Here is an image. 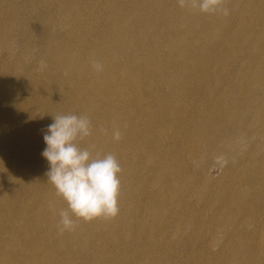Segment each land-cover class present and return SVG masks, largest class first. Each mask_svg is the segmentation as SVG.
I'll return each instance as SVG.
<instances>
[{"label": "rangeland", "instance_id": "1", "mask_svg": "<svg viewBox=\"0 0 264 264\" xmlns=\"http://www.w3.org/2000/svg\"><path fill=\"white\" fill-rule=\"evenodd\" d=\"M223 8L0 0V264H264V0ZM69 112L92 125L80 147L122 169L117 215L76 220L73 235L58 230L67 205L41 155L53 117Z\"/></svg>", "mask_w": 264, "mask_h": 264}, {"label": "clouds", "instance_id": "2", "mask_svg": "<svg viewBox=\"0 0 264 264\" xmlns=\"http://www.w3.org/2000/svg\"><path fill=\"white\" fill-rule=\"evenodd\" d=\"M178 3L183 7L185 0H178ZM192 3L205 14H228L223 0H192ZM93 67L102 70L98 62H94ZM91 134L92 125L87 117L58 114L43 135L45 148L41 155L49 165L46 182L67 205L58 213L61 233L72 231L76 220L91 222L118 213L122 169L113 154L93 157L89 150L80 147V142ZM112 138L119 141V129H113Z\"/></svg>", "mask_w": 264, "mask_h": 264}, {"label": "bare ground", "instance_id": "3", "mask_svg": "<svg viewBox=\"0 0 264 264\" xmlns=\"http://www.w3.org/2000/svg\"><path fill=\"white\" fill-rule=\"evenodd\" d=\"M186 1H187V0H186ZM53 2H54V0H53ZM50 3H51V1H50ZM59 3H60V2H59ZM188 3H189V2H188ZM19 4H20V3H19ZM45 4H46V3H45ZM47 5H48V3H47ZM45 6H46V5H45ZM58 6H60V5L58 4ZM19 7H20V6H19ZM39 7H40V6H39ZM43 7H44V6H43ZM31 9H32V8H31ZM54 9H55V8H54ZM60 9H61V8H60ZM42 10H43V9H42ZM31 12H32V10H31ZM33 12H34V11H33ZM54 12H55V11H54ZM180 12H181V10H180ZM180 12H179V13H180ZM191 12H192V10H191ZM37 13H38V12H37ZM39 13H40V12H39ZM48 13H49V12H48ZM50 13H51V12H50ZM183 13H184V12H183ZM53 14H54V13H53ZM180 14H181V13H180ZM187 14H189V13L187 12ZM47 15H48V14H47ZM47 15H46V16H47ZM59 15H60V14H59ZM61 15H62V14H61ZM65 15H66V14H65ZM65 15H64V16H65ZM182 15H183V14H182ZM16 16H17V15H16ZM20 16H21V15H20ZM20 16H19V17H20ZM37 16H38V15H37ZM46 16H45V17H46ZM17 17H18V16H17ZM50 17H51V15H50ZM52 17H53V16H52ZM55 17H56V16H55ZM61 18L63 19V16H61ZM35 19H36V18H35ZM204 19H207V18H204ZM44 20H45V19H44ZM44 20H43V21H44ZM58 20H59V19H58ZM211 20H214V19H211ZM37 21H38V20H37ZM45 21H46V20H45ZM52 21H54V20H52ZM34 22H35V21H34ZM37 23H38V22H37ZM41 23H43V22L41 21ZM33 24H34V23H33ZM38 24H39V23H38ZM52 24H53V23H52ZM172 24H174V23L172 22ZM28 25H29V24H28ZM34 25H36V24H34ZM56 25H59V24H56ZM56 25H55V26H56ZM180 25H182V24L180 23ZM36 26H37V25H36ZM52 26H53V25H52ZM64 26H65V25H64ZM172 26H173V25H172ZM16 27H17V26H15L14 29H15ZM28 27H29V26H28ZM174 27H175V26H174ZM191 27H192V26H191ZM198 27H199V26H198ZM180 28H181V26H180ZM180 28H179V29H180ZM193 28H194V26H193ZM23 29H24V28H23ZM46 29H47V28H46ZM53 29H54V28H52V30H53ZM194 30L196 31L195 28H194ZM15 31H16V30H15ZM37 31H38V30H37ZM44 31H45V29H44ZM16 32H17V31H16ZM45 32H46V31H45ZM35 33H36V32H35ZM35 35H36V34H35ZM42 35H43V34H42ZM46 35H47V34H46ZM36 36H37V35H36ZM22 37H23V36H22ZM22 37H21V38H22ZM26 37H29V36H26ZM44 37H45V36H44ZM50 38H51V37H50ZM168 38H169V37H168ZM24 39H25V37H24ZM26 39H27V38H26ZM43 40H44V39H43ZM43 40L41 39V41H43ZM50 40H51V39H50ZM185 40H186V39H185ZM244 40H245V39H244ZM31 41H32V38H31ZM44 41H45V40H44ZM27 42H28V41H27ZM49 42H50V41H49ZM167 42H168V41H167ZM167 42H166V43H167ZM182 42H183V41H182ZM243 42H244V41H243ZM245 42H246V41H245ZM180 43H181V42H180ZM180 43H179V44H180ZM141 44H142V43H141ZM170 44H171V43H170ZM172 44H173V42H172ZM26 45H27V44H26ZM35 45H36V44H35ZM48 46H49V45H48ZM163 46H164V45H163ZM165 46H166V45H165ZM167 46H168V45H167ZM7 47H8V46H7ZM177 47H178V46H177ZM37 48H38V47H37ZM133 48H135V46H134ZM166 49H168V48H166ZM31 50H32V49H31ZM112 50H113V49H112ZM126 50H127V49H126ZM43 51H44V50H43ZM45 51H46V50H45ZM48 51H49V50H48ZM167 52H168V51H166L165 53H167ZM172 52H173V51H172ZM39 53H40V52H39ZM81 53H82V52H81ZM81 53H80V54H81ZM169 53H170V52H169ZM169 53H168V54H169ZM240 53H241V52H240ZM134 54L136 55V52H135ZM168 54H167V56H168ZM36 55H38V54H36ZM47 55H48V53H47ZM81 55H82V54H81ZM239 55H241V54H239ZM41 56H42V55H41ZM44 56H46V55H44ZM83 56H84V55H83ZM114 56H115V55H114ZM136 56H137V55H136ZM136 56H135V57H136ZM42 57H43V56H42ZM150 57H151V56H150ZM168 57H169V56H168ZM36 58H38V57L36 56ZM103 58H104V57H103ZM116 58H117V57H116ZM137 58H138V57H137ZM143 58H144V57H143ZM114 59H115V58H114ZM117 59H118V58H117ZM120 59H121V58H120ZM120 59H119V60H120ZM148 59H149V58H148ZM151 59H152V58H151ZM238 59H239V58H238ZM238 59H237V60H238ZM71 60H72V59H71ZM107 60H109V58H107ZM107 60H106V61H107ZM134 60H135V59H134ZM87 61H88V60H87ZM120 61H121V60H120ZM146 61H147V59H146ZM146 61L143 60L144 63H145ZM148 61H149V60H148ZM148 61H147V62H148ZM68 62H69V61H68ZM71 62H72V61H71ZM135 62H138V61H135ZM139 62H141V61H139ZM45 63H46V62H45ZM69 63H70V62H69ZM75 63H76V62H75ZM87 63H88V62H87ZM149 63H150V62H149ZM90 64H91V63H90ZM92 64H93V63H92ZM101 64H102V63H101ZM150 64H152V63H150ZM55 65H56V64H55ZM86 65H87V64H86ZM103 65H104V64H103ZM148 65H149V64H148ZM74 66H75V65H74ZM88 66H89V65H88ZM152 66H153V65H152ZM55 67H56V66H55ZM89 67H90V66H89ZM89 67H88V68H89ZM155 67H156V66H155ZM68 68H69V67H68ZM70 68H71V67H70ZM88 68H87V69H88ZM147 68H148V67H147ZM66 69H67V67H66ZM90 69H91V68H90ZM93 69H94V68H93ZM124 69H125V67H124ZM124 69H123V70H124ZM149 69H150V68H149ZM150 70H151V69H150ZM75 71H76V70H75ZM161 71H162V70H161ZM76 72H77V71H76ZM120 72L123 74L122 69H120ZM124 72H126V71H124ZM134 72H135V71H134ZM136 72H137V70H136ZM162 72H163V71H162ZM162 72H160V73H162ZM66 73H67V72H66ZM116 74H117V73H116ZM119 74H120V73H119ZM153 74H154V72H153ZM77 75L79 76V74H77ZM134 75H135V74H134ZM169 75H170V74H169ZM169 75H168V76H169ZM121 76H123V75H121ZM124 76H125V75H124ZM160 76H162V75H160ZM135 77H136V76H135ZM135 77H133V78H135ZM79 78H80V77H79ZM131 78H132V77H131ZM149 78H150V77H149ZM159 79H160V78H159ZM139 80H140V79H139ZM150 80H151V79H150ZM166 80H167V79H166ZM80 81H81V80H80ZM151 81H152V80H151ZM156 81H157V80H156ZM158 81H159V80H158ZM81 82H82V81H81ZM142 82H143V81H142ZM149 82H150V81H149ZM164 82H165V81H164ZM173 82H174V78H173ZM159 83H161V82H159ZM162 83H163V82H162ZM136 84H137V83H136ZM139 84H140V82H139ZM142 84H143V83H142ZM156 84H157V83H156ZM241 84H242V83H241ZM144 85H145V88H146L147 85H146L145 83H144ZM151 85H152V84H151ZM151 85H150V86H151ZM153 85H154V84H153ZM89 86H90V85H89ZM139 86H140V85H139ZM142 86H143V85H142ZM148 86H149V85H148ZM150 86H149V87H150ZM155 86H156V85H155ZM155 86H154V87H155ZM168 86H170V85H168ZM172 86H173V85H172ZM136 87H137V86H136ZM138 90H139V87H138ZM237 90H238V89H237ZM136 92H138V91H136ZM140 92H141V91H140ZM81 94H82V93H81ZM85 94H86V93H85ZM83 95H84V94H83ZM137 95H139V94H137ZM140 96H141V95H140ZM81 97H82V96H81ZM245 98H246V97H245ZM80 99H81V98H80ZM140 99H141V98H140ZM143 99H144V97H143ZM261 99H262V98H261ZM43 100H44V99H43ZM136 100H137V99H136ZM256 101H257V100H256ZM82 102H83V101H82ZM82 102H81V103H82ZM136 102H137V101H136ZM161 102H162V101H161ZM81 103H79V104H81ZM84 104H85V102H84ZM157 104H158V103H157ZM157 104H156V105H157ZM158 105H159V104H158ZM158 105H157V106H158ZM75 106H76V105H75ZM108 107H111V106H108ZM73 108H74V107H73ZM91 108H92V107H91ZM156 108H157V107H156ZM84 109H85V108H84ZM84 109H83V111H84ZM121 109H122V108H121ZM250 109H252V108L250 107ZM250 111H252V110H250ZM35 112H36V111H35ZM39 112H40V109H39ZM252 112H253V111H252ZM40 113H41V112H40ZM69 113H70V112H69ZM41 114H42V113H41ZM70 114H71V113H70ZM83 114H84V113H83ZM247 114H248V113H247ZM39 115H40V114H39ZM85 115H86V114H85ZM88 115H89V114H88ZM37 116H38V114H37ZM41 116H42V115H41ZM253 116H254V115H253ZM39 117H40V116H39ZM90 117H91V116H90ZM250 117H251V116H250ZM255 117H256V116H255ZM257 117H258V115H257ZM248 118H249V117H248ZM258 118H259V117H258ZM45 120H46V119H45ZM240 120H241V119H240ZM240 120H239V121H240ZM246 120H247V119H246ZM234 121H235V120H234ZM241 121H242V120H241ZM255 121H256V120H255ZM45 122H47V121H45ZM45 122H44V123H45ZM231 122H232V121H231ZM235 123H236V122H235ZM259 123H260V120H259ZM230 124H231V123H230ZM232 124H233V123H232ZM237 124H238V123H237ZM239 124H240V122H239ZM260 124H261V123H260ZM241 125H242V123H241ZM244 125H245V124H244ZM258 125H259V124H258ZM237 126H238V125H237ZM227 127H228V126H227ZM257 127H258V126H257ZM262 127H263V126H262ZM229 128H230V127H229ZM231 128H232V127H231ZM231 128H230V130H231ZM236 128H237V127H236ZM240 128H241V127H240ZM240 128H239V130H240ZM243 128H245V127H243ZM254 128H256V127H254ZM263 129H264V128H263ZM263 129H262V130H263ZM242 130H244V129H242ZM236 131H237V129H236ZM253 131H254V130H253ZM257 131H258V130H257ZM229 132H230V131H229ZM231 132H232V131H231ZM240 132H241V130H240ZM250 132H251V130H250ZM258 133H259V136H261L262 138H264V131H261V129H260V130L258 131ZM241 134H242V133H241ZM234 135H235V134H234ZM224 136H225V135H224ZM224 136H223V137H224ZM256 136H257V135H256ZM246 137H247V136H246ZM246 137H245V138H246ZM236 138H237V139H242V136L239 135V136H236L235 138L229 137V138H228V141H227V144L230 145L231 143H233V141H234ZM245 138H244V140H245ZM249 138H250V137H249ZM262 138H261V139H262ZM1 140H3V138H1ZM244 140H243V141H244ZM3 141H4V140H3ZM214 141H215V140H214ZM216 141H217V140H216ZM210 143H211V142H210ZM213 143H214V142H213ZM243 144H244V143H243ZM1 145H3V144H1ZM209 145L212 146V144H209ZM261 145H262V144H261ZM3 146H4V145H3ZM3 146H2V147H3ZM213 146H214V145H213ZM239 146H240V145H239ZM239 146H238V147H239ZM214 147H215L216 149H218V150H224V148H223L222 146H220V145H216V144H215ZM214 147H212V148L214 149ZM233 147H234V146H233ZM253 147H254V146H253ZM260 147H261V146H260ZM252 149H253V148H252ZM3 150H4V149H3ZM230 150H231V149H230ZM212 151H213V150H212ZM214 152H215V151H214ZM208 153H209V152H208ZM230 153H232V152H230ZM256 153H257V152H255V155H256ZM262 153H263V152H262ZM218 155H219V154H218ZM257 155H258V154H257ZM262 157H263V156H262ZM254 158H255V157H254ZM16 166H17V165H16ZM11 170L13 171L14 168L11 169ZM0 171H1V170H0ZM12 171H11V173H12ZM17 171H18V167H17ZM16 174H17V173H16ZM10 175H11V174H10ZM2 176H4V175H2ZM14 176H15V174H14ZM14 176H13V177H14ZM0 177H1V176H0ZM7 177H8V176H7ZM17 177H18V176H17ZM1 178H2V177H1ZM4 180H5V176H4ZM12 180H13V179H12ZM15 180H17V179H15ZM1 181H2V179H1ZM9 181H10V180H9ZM9 181H7V182H9ZM2 182H3V181H2ZM4 182H5V181H4ZM10 182H11V181H10ZM13 184H14V183H13ZM14 185H15V184H14ZM23 186H24V185H23ZM21 188H22V187H21ZM2 189H3V188H2ZM29 190H30V189H29ZM0 192H1V191H0ZM22 192H23V190H22ZM20 193H21V192H20ZM22 194H23V193H22ZM245 195H246V194L244 193V196H245ZM43 196H44V195H43ZM43 196H42V197H43ZM42 197H41V198H42ZM44 198H45V196H44ZM54 198H55V197H54ZM243 199H244V197H243ZM54 200H56V199H54ZM40 201H43V200L41 199ZM43 206H44V205H43ZM40 208H41V207H40ZM40 208H39V209H40ZM46 208H47V207H46ZM3 209H4V208H3ZM35 210H36V209H35ZM45 210H46V209H45ZM36 211H37V212H38V211H40V212L42 211V212H43L44 210L40 209V210H36ZM10 212H11V211H10ZM40 212H38V213H40ZM46 212H47V211H46ZM4 213H5V212H4ZM43 213H44V212H43ZM49 213H50V212H49ZM47 214H48V213H47ZM52 214H54V213H52ZM45 215H46V214H45ZM45 215H43V216H45ZM46 216L49 217V216H51V215H49V216L46 215ZM37 217H38V215H37ZM37 217H36V218H37ZM23 218H24V217H23ZM42 218H44V217H41V220H42ZM15 219H16V218H15ZM53 219H54V216H53ZM38 220H39V219H38ZM41 220H40V221H41ZM15 221H16V220H15ZM43 221H44V220H43ZM43 221H42V222H43ZM49 221H51V220L49 219ZM52 221H53V220H52ZM52 221H51V223H52ZM19 222H20V220H19ZM38 222H39V221H38ZM42 222H41V223H42ZM56 222H57V221H56ZM15 223H16V222H15ZM48 223H49V222H48ZM55 224H57V223H55ZM14 225H15V224H14ZM19 226H20V225H19ZM22 226H23V225H22ZM55 226H56V225H55ZM20 227H21V226H20ZM33 228H34V227H33ZM56 228H57V227H56ZM18 229H19V228H18ZM27 229H29V228L27 227ZM27 229H26V230H27ZM84 229H85V228H84ZM96 229H97V228H96ZM0 230H1V229H0ZM20 230H22V229H20ZM23 230H24V228H23ZM23 230H22L21 232H23ZM34 230H35V229H34ZM44 230H45V229H44ZM44 230H43V231H44ZM73 230H75V228H74ZM73 230H72V231H73ZM2 231H3V230H2ZM24 231H25V230H24ZM53 231H54V230H53ZM72 231H71V232H72ZM83 231L85 232V230H83ZM28 232H29V231H28ZM32 232H33V231H32ZM32 232H30V233H32ZM74 232H75V231H74ZM26 233H27V232H26ZM33 233H34V232H33ZM36 233H37V232H36ZM54 233H56V232L54 231ZM54 233H53V234H54ZM63 233H64V232H63ZM72 233H73V232H72ZM72 233L69 232V234H72ZM6 234H7V233H6ZM27 234H29V233H27ZM37 234H38V235H41V234H39V233H37ZM8 235H9V234H8ZM14 235H15V234H14ZM30 235H31V234H30ZM72 235H73V234H72ZM74 235H75V234H74ZM86 235H87V232H86ZM22 236H23V235H22ZM31 236H32V235H31ZM41 236H42V235H41ZM54 236H56V234H55ZM0 237H1V236H0ZM12 237H13V235H12ZM15 237H16V235H15ZM15 237H14V238H15ZM27 237H28V235H27ZM32 237H33V236H32ZM34 237H35V234H34ZM39 237H40V236H39ZM85 237H86V236H85ZM9 238H10V237H9ZM24 238H25V237H24ZM35 238H36V237H35ZM35 238H34V239H35ZM89 238H90V237H89ZM7 239H8V237H7ZM11 239H12V238H11ZM15 239H16V238H15ZM26 239H27V238H26ZM29 239H30V238H29ZM32 239H33V238H32ZM37 239H38V238H37ZM41 239H42V237H41ZM68 239H70V238H68ZM2 240H3V239H2ZM4 240H5V238H4ZM16 240H17V239H16ZM30 240H31V239H30ZM42 240H43V239H42ZM85 240H86V239H85ZM5 241H6V240H5ZM37 241H38V240H37ZM37 241H36V242H37ZM47 241H48V240H47ZM64 241H65V240H64ZM7 242H8V240H7ZM9 242H10V240H9ZM19 242H20V240H19ZM22 242H23V241H22ZM43 242H45V241H43ZM43 242H42V244H43ZM39 243H41V241H39ZM61 243H62V242H61ZM80 243H81V241H79L78 244L80 245ZM82 243H83V241H82ZM0 244H1V243H0ZM6 244H7V243H6ZM8 244L10 245L11 242L8 243ZM8 244H7V246H8ZM30 244H31V242H30ZM36 244H37V243H36ZM64 244H67V243L65 242ZM70 244H71V243H70ZM11 245H12V244H11ZM11 245H10V246H11ZM73 245H74V243L72 244V246H73ZM3 246H4V245H3ZM18 246H19V245H18ZM18 246H17V247H18ZM26 246H27V245H26ZM36 246H37V245H36ZM39 246H40V245H39ZM43 246H44V245H43ZM45 246H46V244H45ZM60 246H61V244H60ZM64 246H65V245H64ZM74 246H76V245H74ZM81 246H82V245H81ZM81 246H80V247H81ZM0 247H1V246H0ZM5 247H6V246H5ZM50 247H51V246H50ZM76 247H77V246H76ZM76 247H75V249H76ZM78 247H79V246H78ZM78 247H77V248H78ZM2 248H3V247H2ZM20 248H21V247H20ZM20 248H19V250H20ZM32 248H33V247H32ZM37 248H38V247H37ZM71 248H72V247H71ZM9 249L11 250V248H9V246H8V247L6 248V251H7V250L10 251ZM33 249H35V248H33ZM33 249H32V250H33ZM42 249H43V248H42ZM44 249H45V248H44ZM63 249H64V248H63ZM66 249H67V248H66ZM66 249L64 250V252L66 251ZM78 249H79V248H78ZM13 250H14V249H13ZM23 250H24V249H23ZM27 250H28V249H27ZM27 250H26V251H27ZM32 250H31V251H32ZM37 250H39V249H36V251H37ZM68 250H69V249H68ZM14 251H15V250H14ZM14 251H12L11 253H13ZM26 251L24 250V253H27L29 250H28L27 252H26ZM33 251H34V250H33ZM70 251H71V249H70ZM15 252H16V251H15ZM18 252H19V251H18ZM34 252H35V251H34ZM37 252H38V251H37ZM46 252H47V251H46ZM46 252H45L44 254H46ZM51 252H52V251H50L49 253H51ZM67 252H68V251H67ZM89 252H90V251H89ZM24 253H22V255H23ZM73 253H74V252H73ZM20 254H21V252H20ZM32 254H33V253H32ZM36 254H37V253H36ZM47 254H48V253H47ZM47 254H46V255H47ZM51 254H52V253H51ZM51 254H50V255H51ZM66 254H67V253H66ZM71 254H72V251H71ZM86 254H87V253H86ZM91 254H92V253H91ZM5 255H6V254H5ZM12 255H13V254H12ZM12 255H10V256H12ZM55 255H56V253H55V254L53 253V256H55ZM67 255H68V254H67ZM76 255H77V254H76ZM34 256H35V255H34ZM83 256H84V255H83ZM87 256H88V255H87ZM26 257H27V256H26ZM30 257H31V256H30ZM44 257H47V256H44ZM49 257H50V256H49ZM4 258H5V257H4ZM4 258H3L2 261L0 260L1 263L4 261ZM32 258H33V257H32ZM32 258H30V259L33 260L34 258H33V259H32ZM53 258H54V257H53ZM79 258H80V257H79ZM55 259H56V258H55ZM49 260L51 261V259H49ZM79 260H81V259H79ZM79 260H78V261H79ZM26 261H28V260H26ZM54 261H55V260H54ZM69 261H70V259H69ZM75 261H77V260H75ZM66 262H67V261H66ZM66 262H65V263H66ZM84 262H85V261H84ZM43 263H44V262H43ZM72 263H73V261H72ZM72 263H71V264H72ZM75 263H76V262H75ZM77 263H78V262H77ZM81 263H83V262H81ZM102 263H103V261H102ZM110 263H111V262H110ZM25 264H26V263H25ZM29 264H30V263H29ZM94 264H96V261H95ZM111 264H112V263H111Z\"/></svg>", "mask_w": 264, "mask_h": 264}]
</instances>
